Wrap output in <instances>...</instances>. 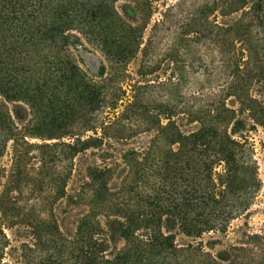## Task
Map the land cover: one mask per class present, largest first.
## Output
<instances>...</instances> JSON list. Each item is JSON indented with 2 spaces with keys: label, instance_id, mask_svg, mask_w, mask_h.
I'll return each instance as SVG.
<instances>
[{
  "label": "trees",
  "instance_id": "obj_1",
  "mask_svg": "<svg viewBox=\"0 0 264 264\" xmlns=\"http://www.w3.org/2000/svg\"><path fill=\"white\" fill-rule=\"evenodd\" d=\"M159 1L0 0V161L10 158L0 164V264H264V231L204 239L227 236L262 187L240 134L264 129V0H205L187 21L180 39L209 43L221 61L206 108L156 107L136 93L125 103L73 53L85 42L104 58L99 77L126 72L148 56ZM10 103L29 109L25 123ZM64 199L86 207L72 228ZM178 233L189 241L177 244Z\"/></svg>",
  "mask_w": 264,
  "mask_h": 264
},
{
  "label": "rangeland",
  "instance_id": "obj_2",
  "mask_svg": "<svg viewBox=\"0 0 264 264\" xmlns=\"http://www.w3.org/2000/svg\"><path fill=\"white\" fill-rule=\"evenodd\" d=\"M204 1L162 0L157 2L152 20L145 32L144 45H146L148 56L141 54L129 65L126 72L118 69L112 74L107 72L104 77H99L100 63L104 61V58L100 52L95 51L85 42L83 47L75 48L73 53L90 78L96 81L107 79L111 93L115 96L122 95L125 103L136 93L156 107L164 102H170L171 105H177L179 109L182 107L187 110H194L197 107L206 108L213 103V95L219 91L216 85L220 83L219 74H217L220 71V58L213 54L214 49L209 43L197 42L192 38V41L187 38L184 41L180 39L182 33L187 30L185 25L191 19L193 10ZM130 5L121 1L117 4V8L122 14H127ZM223 21V18L218 19V22ZM207 77L214 81L211 87L206 83ZM227 102L229 104V101ZM8 106L17 123L23 124L29 119V109L24 104L10 103ZM240 136L252 149L262 187L248 213L232 222L227 236L206 235L205 241L211 237H220L225 244L234 243L242 237L244 232L264 231V129L248 124L247 129ZM96 158L97 156L93 154H89L87 160L80 158L77 161V168L85 162L92 164ZM9 159V156L4 157L0 164L7 165ZM119 170L122 172L125 167L122 166ZM77 178L76 173V177L69 185V194L73 195L77 192L79 187ZM58 209L66 228H72L74 221L86 211V207L72 205L68 199L59 202ZM8 234L11 235V232L8 231ZM188 241L189 239L182 234H177V244L182 245Z\"/></svg>",
  "mask_w": 264,
  "mask_h": 264
}]
</instances>
